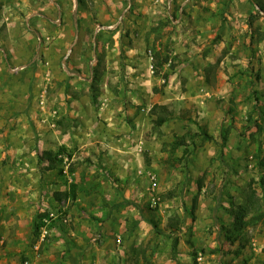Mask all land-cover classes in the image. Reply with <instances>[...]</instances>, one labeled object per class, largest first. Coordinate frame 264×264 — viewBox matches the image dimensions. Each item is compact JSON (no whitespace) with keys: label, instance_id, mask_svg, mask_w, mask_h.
Returning <instances> with one entry per match:
<instances>
[{"label":"rangeland","instance_id":"obj_1","mask_svg":"<svg viewBox=\"0 0 264 264\" xmlns=\"http://www.w3.org/2000/svg\"><path fill=\"white\" fill-rule=\"evenodd\" d=\"M32 1L0 0L26 51ZM254 3L73 0L72 40L51 22L50 54L39 34L21 78L0 68V264H264Z\"/></svg>","mask_w":264,"mask_h":264},{"label":"crops","instance_id":"obj_2","mask_svg":"<svg viewBox=\"0 0 264 264\" xmlns=\"http://www.w3.org/2000/svg\"><path fill=\"white\" fill-rule=\"evenodd\" d=\"M47 1H49L48 4H45V2H40V0H35V2L32 1V3H35V5L38 8L42 7L43 10L46 11L47 13L49 12L50 15L48 14L45 17H40L37 11L35 12V14H31L28 16V28L26 29V31L22 30L21 32L23 38L26 40V42L29 41V44H30V46H28L27 51L25 49H22L20 44L15 43L17 40H15L14 37H18V32H19L18 30L7 28L5 29V31H3V24H5L6 21L5 19H3V17H0V38H4L5 43H6V45H4L5 47L4 46L3 48L0 47V49L3 52V58L1 60L2 63L0 64V68L1 70H3V77L5 76L8 77L11 75L13 79H19L21 78V76H23V74L26 73L23 70H25L28 67L29 65L28 63L30 64L32 63L31 58L33 56V45L35 44L34 39H36V37L39 34H40V36L38 37L39 41H42V39H44V43L46 45L45 54L51 53V48L52 47L54 48V45H53L54 42H57L55 41L56 39L62 40L63 43L65 41H67L65 43H68L69 40H72L71 39L72 35L68 34L67 32H70L72 34L73 29L75 31L73 13L70 12L71 10L70 3L72 4L73 0H47ZM59 4L63 7V13H61L58 19L55 20V17L53 16H56L58 14ZM0 13L1 14L3 13V7L0 8ZM7 18L9 20H12L11 22L9 21L7 22L8 25L10 26L16 25L17 20H15L14 17L12 18L7 17ZM51 22L53 23L54 27L58 28L59 26L60 27L59 29H61V32L58 34V38L56 37V39H54V36L52 34L50 35V33H47L48 29L51 30V26H50ZM52 32L55 34L54 31ZM19 47L22 50V55L18 54L19 49L17 50L18 52L15 50V48H19ZM59 56L61 59L63 56V53H61ZM29 58H30V61L28 62ZM62 60L64 61L65 57H63ZM25 62H28V63H25ZM73 63L75 64L76 68H80L82 71L86 69V67H84L85 64L78 65L76 61ZM10 64H12V66H10ZM20 67L22 70L19 71ZM5 72H8V74H5ZM31 73L32 71H29V75H31ZM26 76L27 75H24L25 78ZM48 166L49 165H47V170H51L49 169Z\"/></svg>","mask_w":264,"mask_h":264},{"label":"trees","instance_id":"obj_3","mask_svg":"<svg viewBox=\"0 0 264 264\" xmlns=\"http://www.w3.org/2000/svg\"><path fill=\"white\" fill-rule=\"evenodd\" d=\"M254 4H256V3H254ZM262 5H263V3H261ZM257 6H259V4H256ZM264 6V5H263ZM259 11H264V7H260L259 6ZM251 25H252V22H251ZM255 107L256 108H258V106H259V103H260V100H259V98L257 97L256 99H255ZM168 121V117L167 116H160L158 119H157V121H156V123L158 124V125H163L165 122H167ZM255 125L260 129V130H262V126L261 125H259V123H257V121H255ZM55 153L53 152V151H47L46 152V156L44 157L45 159H47L48 161H49V169H52V168H54L55 167V165H54V162H55V159H56V157H55V155H54ZM42 158L43 157H40V161L42 160ZM57 160V159H56ZM258 167H259V169L260 170H262L263 172H264V153L262 154V155H260L259 156V158H258ZM264 174V173H263ZM223 207V205H222V201H221V199H219V204L215 207V212H217L218 210H220L221 208ZM217 221H218V218H217ZM152 223H153V227H154V229L157 231V232H161V229L158 227V224H156V223H154L153 221H152ZM180 229H181V227H179V225H178V223H176V231H180ZM171 233H176V232H171ZM180 239H179V237L178 236H176L174 239H173V251H174V253H175V256H177V254H178V247H179V241ZM194 255L196 256L197 255V253H194Z\"/></svg>","mask_w":264,"mask_h":264},{"label":"built area","instance_id":"obj_4","mask_svg":"<svg viewBox=\"0 0 264 264\" xmlns=\"http://www.w3.org/2000/svg\"><path fill=\"white\" fill-rule=\"evenodd\" d=\"M111 28V27H110ZM27 264H30V263H27Z\"/></svg>","mask_w":264,"mask_h":264}]
</instances>
